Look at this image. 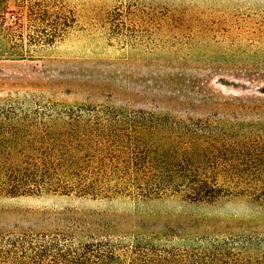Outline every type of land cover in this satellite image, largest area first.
I'll use <instances>...</instances> for the list:
<instances>
[{
    "label": "rangeland",
    "instance_id": "374dc122",
    "mask_svg": "<svg viewBox=\"0 0 264 264\" xmlns=\"http://www.w3.org/2000/svg\"><path fill=\"white\" fill-rule=\"evenodd\" d=\"M31 1L42 2L54 15L42 29L49 33L57 23L63 31L55 42H40L23 57L0 58V97L30 94L42 104L125 111L114 117L86 112L81 122L74 114L58 116L53 135L58 158L103 159L119 166L107 174L140 173L129 168L135 158L128 148L134 135L130 125L112 119L141 125V118L165 116L207 123L209 132L245 141L264 156V0ZM0 7L11 42L27 43L30 24L37 21L30 23L26 7L16 0H4ZM138 215L257 221L264 210L234 199L207 205L169 198L143 203L124 196H0V240L28 230L44 233L41 239L58 249L102 235L131 244L98 225ZM255 226L264 236V223ZM7 245L1 243L0 264L31 262L30 252L15 255ZM249 252L264 264V244ZM69 253L49 251L42 264H69L64 260L72 261Z\"/></svg>",
    "mask_w": 264,
    "mask_h": 264
},
{
    "label": "trees",
    "instance_id": "16d2710c",
    "mask_svg": "<svg viewBox=\"0 0 264 264\" xmlns=\"http://www.w3.org/2000/svg\"><path fill=\"white\" fill-rule=\"evenodd\" d=\"M3 2L0 0V4ZM16 2L26 7L30 23L37 22L30 24L27 43L22 38L13 43L0 7V58L23 57L40 42H55L63 31L58 30L57 23L49 33L41 28L54 17L42 2ZM36 100L39 98L30 94L0 97V196H124L143 203L169 198L207 205L234 199L264 210V156L245 141L220 138L207 130L209 124L203 127L199 120L165 116L141 118V125H137L134 119L113 118L116 123L130 125L127 130L134 135L128 138V148L135 158L129 168L140 173L107 174V169L119 166L103 159L67 161L55 156L53 135L61 122L58 116L74 114L81 122L80 115L86 112L114 117L123 116L125 111L110 106L85 111ZM30 105L36 107L29 108ZM137 130H143V134ZM263 223L264 215L257 221L138 215L116 224L98 225L104 230H116L119 237L130 238L131 244L114 240L115 235H102L98 240L75 242L74 248L58 249L41 239L44 233L23 230L18 232L19 238L0 240V246L8 242L10 253H31V262L15 260V264H42L47 252L62 250L70 252L72 261L64 258L69 264H257L247 253L264 244V236L255 226ZM128 229L131 233L125 232Z\"/></svg>",
    "mask_w": 264,
    "mask_h": 264
}]
</instances>
